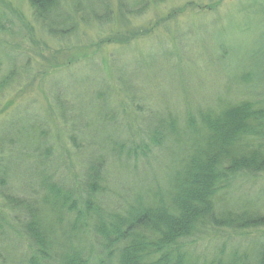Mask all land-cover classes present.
<instances>
[{"label": "trees", "instance_id": "obj_1", "mask_svg": "<svg viewBox=\"0 0 264 264\" xmlns=\"http://www.w3.org/2000/svg\"><path fill=\"white\" fill-rule=\"evenodd\" d=\"M156 1L134 4L158 8ZM107 2L29 0L45 35L55 41L71 39L82 25L87 28L95 24L100 32L109 33L108 24L114 22V16ZM244 3L239 5V14L259 15L261 21L255 28L259 32L252 35L249 31L254 30L246 27L224 34L216 46L213 44L211 50L217 52L212 51L209 59L221 73L231 70V62L236 66L232 71L235 76L228 73L230 82L243 70L249 80L243 91L258 100L235 99V84L232 89L227 84V94L219 91L213 96L192 98L181 81L177 102L161 105L145 97V90L134 87L138 69L110 56L109 76L124 96L111 88L109 76L100 72L103 86L95 89L80 114L74 113L75 106L63 95L53 98L52 94V109L64 123L72 153L67 147L64 150L58 132H51L42 120L13 127L8 134L4 133L5 125L2 127L0 243L5 247L12 238L21 242L25 239L28 250L21 248L23 256L13 260L1 252L4 247L0 244V264H126L129 259L134 262L137 249L144 245L147 250L152 245L157 247L151 254H140L141 258L151 256L139 264H264V243L259 244L264 239L234 245L229 260L224 256L210 259L192 251L193 245L208 236L218 240L230 233L249 235L264 229V214L238 213L230 208L232 202L226 211L216 202L221 193L234 189L238 175H264V0ZM119 9L121 20L134 28L132 39L124 44L120 34H108L99 39L100 46L118 44L127 48L150 33V29L138 30L132 24L137 7L129 0H119ZM172 23L161 27L169 31ZM185 34L176 32L175 37ZM251 41L257 46L244 52L251 48ZM163 48L160 54H167ZM86 59L82 62L87 63L85 67L94 69L95 55ZM177 67L184 72L181 66L171 65L172 69ZM29 72V66L21 72L12 69L6 80L15 84L24 74L31 79ZM201 92L208 89L202 87ZM36 129L39 132L32 137L31 131ZM201 132L207 133L203 140L198 136ZM26 138L31 140L28 146L23 141ZM197 152L200 154L196 157L207 165V169L198 170L207 180L190 183L180 168L188 172ZM11 155L24 159L9 162ZM25 158L30 162L29 174L22 173ZM71 162L74 170L69 167ZM22 177L29 181L28 186ZM210 186L208 198L204 189ZM182 189L186 194L174 199ZM160 208L172 213L164 212L167 225L155 232L156 227H163L154 218L156 215L163 220Z\"/></svg>", "mask_w": 264, "mask_h": 264}, {"label": "rangeland", "instance_id": "obj_2", "mask_svg": "<svg viewBox=\"0 0 264 264\" xmlns=\"http://www.w3.org/2000/svg\"><path fill=\"white\" fill-rule=\"evenodd\" d=\"M107 1L114 16V22L108 24L109 33L100 32L95 24L87 28L82 25L78 26L76 35L71 39L55 41L45 35L41 24L36 20L30 8L29 0H0V130L5 125L3 128L6 130L5 134H8L13 127H24L32 121L37 124L42 120L51 132H58L57 135L64 143V150L66 147L70 151L73 150L72 142L65 132L67 130L64 129V123L60 122L52 109L53 98L56 94L63 95L64 99L71 101L75 106V114L82 113L84 106L90 101L89 97H93L95 89L103 86L98 78V72L106 77L110 75L107 67L111 60L110 56L116 58L118 62L122 58L128 67L138 69L136 71L137 82L134 87L141 91L145 90V97L154 99L161 105L169 101L177 102L181 81L185 82V87L192 98L213 96L219 91L227 94L228 84L232 86L229 87L230 89L236 85L234 87L236 91L234 92V88L232 91L235 99L247 98L252 102L258 100L254 95L243 91V88L249 84L248 76L243 73V70L238 79L234 78L230 82L228 73L230 77L235 76L232 71L236 66H233L231 62V70L226 74L221 73L213 67L215 64L209 59L212 51L217 52V50H211L213 44L216 46V42L224 34L231 31L238 32L246 27L254 30L249 31L252 35L259 32L256 30L257 22L261 21L259 15L239 14V5L245 4L244 2L248 0H157L158 8L134 4L141 0H129L133 7H137L133 16L136 19H133L132 24L138 30L150 29V33L140 37L127 48L120 47L118 44L100 46L97 43L101 37L108 34H120V39L124 44L132 39L130 33L134 28L127 27L121 20L119 0ZM168 22H174L170 25L169 31L161 27L162 24ZM176 32L187 34L183 38L175 37ZM250 44L251 48L244 49V52L248 53L257 46V42L251 41ZM163 47L167 54H160L164 50ZM94 55L96 57L94 69L85 67L87 63H82L84 59H89ZM172 64L181 66L184 72L182 73L178 67L172 69ZM27 66L30 70L27 76L31 75V79H26L24 74L15 84L7 82L6 79L12 69L21 72ZM103 68L105 73L102 71ZM108 81L111 88L119 89L110 76ZM202 87L207 88L208 92H201ZM119 95L124 96L122 92ZM15 115L18 119L11 120ZM19 119H26V122H18ZM243 128H245L244 125ZM37 131L39 132L37 129L35 132L31 131V136L35 137ZM206 135L207 133L201 132L198 136L203 140ZM23 141L26 146H28L27 142H31L28 138ZM22 147L24 149V146ZM199 154L200 152H197L191 158L188 172L185 168H180L181 171L185 170L184 179H188L190 183L207 180L198 170L207 169V165L202 164V159L196 157ZM2 156L3 152L0 150V159ZM18 157L19 155H11L8 160L9 162L23 161L24 156L21 159ZM26 158L33 162L32 159ZM26 158L23 163V174H29L30 162ZM234 159L238 162L235 154ZM73 164L71 162L69 165L71 170H74ZM160 171H164L163 167ZM22 182L29 185V181L23 177ZM20 186L23 187V183ZM233 187L234 189L230 191L232 193L224 192L217 197L216 202L220 208L227 211L229 203L232 202L230 208H236L238 213L252 211L264 214V175L260 177L238 175ZM204 190L208 196L207 192L212 190V187H205ZM184 194H186V189L176 193L174 199L182 198ZM7 210L4 213L8 215ZM158 211L162 214L163 220L158 219L156 215L154 218L159 220L158 223L160 222L163 227L160 229L156 227L155 232H159L162 228L164 230L167 225L164 221L166 220L164 212L172 213L166 208H160ZM0 228H2L1 223ZM242 234L244 235L230 233L220 236L218 240H212L215 236H208L205 241L199 242V245H193L192 251L201 256L209 255L210 259L224 256L229 260L232 257L234 245L240 246L241 243L264 239V229L252 231L249 235L247 232H242ZM240 236L248 237L241 238ZM67 240H70L69 236ZM11 242L13 245L9 249L8 244L10 245ZM11 242H6L5 247L0 243L4 247L1 252H6L13 260H20L23 256L21 250H28V242L25 239L21 242L13 238ZM263 243L264 240L259 242V244ZM147 247L144 245L137 249L138 253L133 263L130 259L128 263L126 261L125 263L139 264L140 261L146 263L145 258L151 255L141 258L140 254L145 252L151 254L149 252L155 251L157 246L152 245L150 246L152 249L149 250ZM133 257L134 255L130 258Z\"/></svg>", "mask_w": 264, "mask_h": 264}]
</instances>
